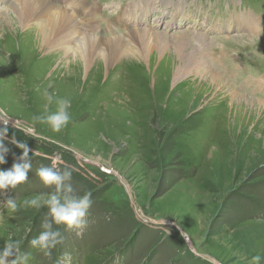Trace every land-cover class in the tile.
I'll return each instance as SVG.
<instances>
[{
    "label": "rangeland",
    "instance_id": "rangeland-1",
    "mask_svg": "<svg viewBox=\"0 0 264 264\" xmlns=\"http://www.w3.org/2000/svg\"><path fill=\"white\" fill-rule=\"evenodd\" d=\"M92 1L101 3L98 19L109 29L110 17L136 0ZM183 1L181 18L192 25L208 18L224 25L232 14L251 12L260 17L259 32L247 36L233 28L232 35L214 33V42L172 20L166 25L169 16L159 9L152 25L142 15L126 28L118 24L113 39L127 37L129 27L181 39L191 61H206L225 87L264 103V0ZM154 2L165 4L164 12L177 4L182 10L178 0ZM3 21L0 109L33 131L25 135L9 125L10 151L0 169L24 162L18 160L22 149L10 142L14 132L31 149L32 169L27 181L0 194V247L9 236L21 240L29 264H251L253 256L264 255V114L246 102L230 104L227 92L210 86L208 69L205 76L196 70L185 75L174 70L171 56L151 70L126 57L112 67L94 61L84 69L79 58L38 52L34 43L18 50L24 29ZM49 85L58 98L71 99V121L59 132L33 122ZM42 166L72 169L76 191L92 193L86 227L57 226L63 242L50 257L28 243L42 230L48 209L8 214L3 208L9 197L22 201L54 191L36 175Z\"/></svg>",
    "mask_w": 264,
    "mask_h": 264
},
{
    "label": "bare ground",
    "instance_id": "bare-ground-1",
    "mask_svg": "<svg viewBox=\"0 0 264 264\" xmlns=\"http://www.w3.org/2000/svg\"><path fill=\"white\" fill-rule=\"evenodd\" d=\"M0 1H2L1 4L3 5L2 7L0 6V17L5 18L3 22H6V27L17 21L18 27H22L25 31L21 32V40L25 44H22L21 41L18 40L20 45V47L18 46L17 48L18 50L23 48V45L29 46L34 43V49L38 52L50 51L55 53L60 51L66 54L65 57L72 56L73 59L76 57L79 58V62L83 65L84 69L92 66L94 61H99L100 67H112V65L117 64L122 58L124 60L126 57L128 61H132L131 63L139 62L138 64L140 66L146 65V67L151 70L152 66L157 63L160 65L162 62H168L171 56V61L175 62V71L187 75L196 70L197 75L205 76L208 73L203 70L208 69L212 74L209 80L210 86L217 90H222V92H227L230 98V104H232V102L233 104H242V102H246L252 106L251 108L255 109V112L260 115L264 114V103H255V101L240 97L237 95L236 92L238 91H236L235 88L225 87L224 83H222V75L214 71L206 61L197 59L191 61L190 55H187L185 43L181 39L177 42H173L171 36H167L161 31L158 32L159 30L145 31L143 29H137L130 31L127 37L104 40L91 33L89 29L84 26L81 27V25L76 22L72 13L66 10L65 6L58 7L51 0ZM154 1L141 0L139 2H130L128 6L123 9L122 14L126 15L125 18L118 22H122L124 27L129 26L132 21L136 22L141 18L139 14L143 15L152 11ZM176 10L179 9L176 8ZM233 17L234 16L231 15L227 21L232 20ZM258 22L259 20L256 17L249 15L238 16L236 18V24L247 29V31L251 33H255L259 29ZM214 24L218 29L222 30L220 20L213 23L211 28ZM112 26H115V24ZM229 27L230 25H227V28ZM80 28H82L83 31ZM213 29L215 28L213 27ZM29 33L32 34L33 41ZM211 39L215 42L214 38ZM43 48H45V50H43ZM169 49H173L175 52L169 54ZM185 58H189L190 64L182 63ZM221 85H223L224 88L221 87Z\"/></svg>",
    "mask_w": 264,
    "mask_h": 264
},
{
    "label": "clouds",
    "instance_id": "clouds-1",
    "mask_svg": "<svg viewBox=\"0 0 264 264\" xmlns=\"http://www.w3.org/2000/svg\"><path fill=\"white\" fill-rule=\"evenodd\" d=\"M43 92L44 105L41 115L34 116L33 122L47 124L52 131L59 132L67 127L71 121L70 107L71 99L68 97L58 98L54 91L48 89ZM56 105V111H50V106ZM25 135H30L33 131L31 126L20 125L16 120H12L6 111L0 109V165L5 164L6 155L10 149L5 145V140L9 136V125ZM102 138V136H101ZM12 144L22 149V155L18 158L23 163H13L11 169H0V194L9 188L15 189L18 185L28 180V173L32 169V162L29 156L31 149L28 144L17 140L15 132L11 137ZM36 151L33 152V155ZM55 165V162H54ZM72 169L65 168L59 171L55 166H42L36 170V175L46 186H54V191L48 193L35 194L18 201L13 197L7 198L3 203V208L8 214H14L23 209L47 208L46 217L41 225L42 230L35 235L28 243L32 249H39L45 256H51L52 250L63 242V235L59 225H66L69 230H80L86 227V216L92 205V193L85 191L80 194L73 186ZM161 223H165L161 221ZM181 235L187 239L184 232ZM22 241L9 236L3 247H0V264H29L30 253L21 251ZM264 255L257 254L252 257L251 264H262Z\"/></svg>",
    "mask_w": 264,
    "mask_h": 264
}]
</instances>
